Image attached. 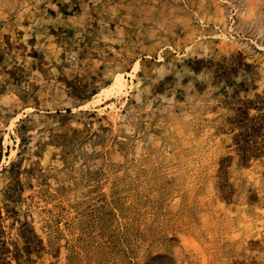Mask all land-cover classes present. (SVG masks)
Here are the masks:
<instances>
[{
    "label": "rangeland",
    "instance_id": "obj_1",
    "mask_svg": "<svg viewBox=\"0 0 264 264\" xmlns=\"http://www.w3.org/2000/svg\"><path fill=\"white\" fill-rule=\"evenodd\" d=\"M0 264H264V0H0Z\"/></svg>",
    "mask_w": 264,
    "mask_h": 264
},
{
    "label": "trees",
    "instance_id": "obj_2",
    "mask_svg": "<svg viewBox=\"0 0 264 264\" xmlns=\"http://www.w3.org/2000/svg\"><path fill=\"white\" fill-rule=\"evenodd\" d=\"M254 118L247 119L242 114L239 116L238 121L243 124L244 129L239 133V139H236V143L239 144V150L246 156L256 155L258 147L251 139L253 135L252 130L259 131L261 125L251 124L249 121Z\"/></svg>",
    "mask_w": 264,
    "mask_h": 264
}]
</instances>
